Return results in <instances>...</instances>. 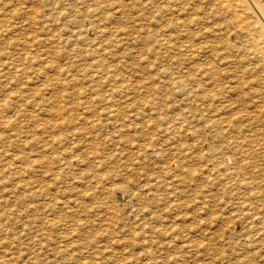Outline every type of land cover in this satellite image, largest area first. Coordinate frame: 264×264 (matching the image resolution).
Returning <instances> with one entry per match:
<instances>
[{
    "label": "rangeland",
    "instance_id": "1",
    "mask_svg": "<svg viewBox=\"0 0 264 264\" xmlns=\"http://www.w3.org/2000/svg\"><path fill=\"white\" fill-rule=\"evenodd\" d=\"M210 13L0 0V264H264V151L250 129L220 149L233 93Z\"/></svg>",
    "mask_w": 264,
    "mask_h": 264
},
{
    "label": "bare ground",
    "instance_id": "2",
    "mask_svg": "<svg viewBox=\"0 0 264 264\" xmlns=\"http://www.w3.org/2000/svg\"><path fill=\"white\" fill-rule=\"evenodd\" d=\"M203 1L205 2V4L209 6V10L211 12L210 13L211 18L209 22L211 27L208 30L209 32L212 33V38L211 39L209 38L208 40L210 42L209 44L210 48L211 50H216V51H218L217 50L218 47H221L223 49V51H221L223 52V58H221L222 59L221 61L222 63H224L223 65L225 66V67L223 66V70L227 68V71L229 72L227 74L228 75L227 79L223 82L225 88L222 89H225L227 92L233 93L231 96L234 97V99H232L230 95L225 94L226 103L224 104L225 107L224 106L222 107L226 109L228 113L227 114L228 117L225 116L223 118L222 121L224 122L227 121L225 122L226 128H224L219 133L222 136L227 137V142L224 144L225 146L223 145L224 147H220V149L225 148L233 154L240 153L242 151L243 145L246 144V139L245 137H242V135L243 134L245 135V131L250 129L251 136H253L257 141L255 145L256 149L259 151L260 150L264 151L263 150L264 149V0H203ZM101 30L104 29L101 28ZM223 36H227L229 38H231V36H236L238 38L237 41L234 43H232L230 40L228 42H224L222 40ZM218 37L219 39L217 42ZM207 45L208 44H206V46ZM99 48L101 49V46H99ZM229 75H231V78H229L230 77ZM225 98H223V100ZM232 115H234L235 117H232ZM243 120H251V123L249 124V128L247 129L240 128L238 130L232 128L234 122L243 121ZM253 126L256 127L254 130L251 129ZM228 144H231V148L228 147ZM213 150H214L213 152L217 151L216 148H214ZM225 161L223 162L225 163ZM242 207H243V211L244 210L248 211L253 209L251 208L250 204H244ZM251 218L256 220L258 224L260 223L259 227L254 229L255 238L252 237L254 239L252 241L255 240L261 241L264 238V214H261L260 211H255L252 214ZM255 225H257V223ZM254 243H252V245ZM123 258H125V255L122 257V259ZM247 258L248 257H246L245 259ZM247 260L251 261L250 258ZM257 260L258 259H256V261ZM256 261L254 262L256 263ZM245 262L248 263V261Z\"/></svg>",
    "mask_w": 264,
    "mask_h": 264
}]
</instances>
